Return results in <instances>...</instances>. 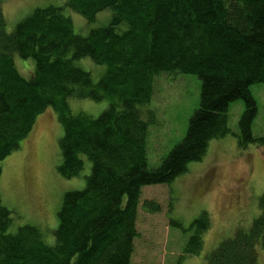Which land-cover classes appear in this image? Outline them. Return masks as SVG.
I'll list each match as a JSON object with an SVG mask.
<instances>
[{"label":"trees","instance_id":"obj_1","mask_svg":"<svg viewBox=\"0 0 264 264\" xmlns=\"http://www.w3.org/2000/svg\"><path fill=\"white\" fill-rule=\"evenodd\" d=\"M65 6L88 23L105 9L112 13L106 25L83 35L63 13ZM14 54L33 60L31 75L19 73ZM80 57L105 65L97 81L74 63ZM162 74L195 75L199 104L183 138L149 167L148 131L156 118L147 106ZM257 83H264V0H66L62 6L35 8L11 31L0 7V162L48 107L63 129L59 174L75 177L84 158L90 162L84 187L62 196L51 244L35 225L9 232L13 212L0 199V264H131L142 188L169 184L188 163L200 161L212 139L230 132L232 102L243 104L237 145L264 148V136L251 130L257 102L250 86ZM70 97L109 104L97 116L72 114ZM142 205L160 210L153 201ZM258 211L247 228L236 227L202 264H258L264 193ZM169 225L181 227L172 219ZM208 226L203 210L183 229L189 235L181 255L200 253Z\"/></svg>","mask_w":264,"mask_h":264},{"label":"rangeland","instance_id":"obj_2","mask_svg":"<svg viewBox=\"0 0 264 264\" xmlns=\"http://www.w3.org/2000/svg\"><path fill=\"white\" fill-rule=\"evenodd\" d=\"M66 0H2L0 7L11 31L35 8L64 5ZM63 13L70 17L74 30L85 35L90 28L108 23L112 11L105 9L88 23L75 10L65 6ZM16 69L24 77L32 73L33 60L14 54ZM74 63L91 73L97 81L105 65L96 64L89 57ZM257 102V113L252 133L264 136V83L250 86ZM200 81L193 74L159 75L154 80V91L147 108L154 111L156 121L149 127L147 163L156 167L167 152L179 142L186 131L189 117L198 107ZM70 112H85L97 116L109 101L70 97ZM243 110L240 100L230 104L227 124L230 132L212 139L200 161L190 162L187 170L169 184L144 186L138 206L134 251L131 264H202L203 258L218 243L232 235L236 227L247 228L258 215V198L264 193V148L249 144L245 149L237 145V121ZM62 125L57 113L46 108L39 113L31 130L19 142V147L1 162L0 199L13 212L9 232L18 226L31 224L43 232L46 243L54 239L57 211L62 196L85 185L89 161L75 177H62L57 166L61 162L59 139ZM160 206L157 212L143 206L144 201ZM209 215V226L203 234V245L197 255H181L191 221L201 212ZM169 219L180 223V228L169 225ZM258 264H264V247L256 246Z\"/></svg>","mask_w":264,"mask_h":264}]
</instances>
